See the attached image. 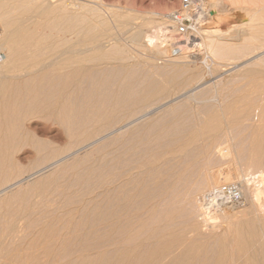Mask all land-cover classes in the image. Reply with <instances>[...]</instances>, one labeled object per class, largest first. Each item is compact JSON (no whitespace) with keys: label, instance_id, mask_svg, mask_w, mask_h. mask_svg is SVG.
Here are the masks:
<instances>
[{"label":"rangeland","instance_id":"374dc122","mask_svg":"<svg viewBox=\"0 0 264 264\" xmlns=\"http://www.w3.org/2000/svg\"><path fill=\"white\" fill-rule=\"evenodd\" d=\"M99 1L98 0H50V2H49V3H51L50 6L54 5L53 7L56 10H58L57 4L63 3L64 5L65 4L67 5L68 3L70 4V2H71V3H75L77 7L80 4L81 5L82 4L90 5V7L93 6L96 12L99 10L97 12V13H99V15L100 14L102 15V13H103V15H102L103 18L105 17L104 19H107L109 26L111 28L110 34L108 35L109 37L107 36L108 39L105 40V38H107V37H105L103 39V40H105V41H103V44L104 45L106 44V46H107L106 48L104 47L105 49H103V50L105 51L104 52L105 57L106 58L108 57L109 61L110 62L112 61V62L109 63L108 65L103 64V65H101V67L100 66L96 67L97 69L92 70V72H90L91 74L89 73V75L86 76L87 78L85 77L86 79H85V81H83V82H85V83H83V86H85V88H82V90H81V91H84L83 92L84 94L83 93H80V94H81V96L86 95V96L81 97V100H82V98L85 99V103H84V100H82V102L84 103V105L86 104V106H83V103L80 102L79 100H76L75 103L72 99L70 100V102H69L70 104H76V102L78 103V101H79L80 106L79 105H77V106L80 108L81 104H82V107H83V108H81L82 111H83V109H85V107L87 109V110H85L86 111L85 113L82 114V111H81V113L78 112L79 115L76 113L75 116H74V113L78 109L77 106L75 107L76 110L71 109V111H74L72 113L73 115L70 116V117L73 116L70 120L71 122H69L71 126L68 125L69 123H67V125L64 126V124L61 122H59V123L57 121L54 122L55 120L53 119L54 120L53 121L52 118L49 119V117L47 118L44 116L45 118H42L41 116H43V115H41V114L36 115V116L40 115L39 119H38V117L36 119L35 118L36 116L34 115L33 118L31 116V119H32L31 120V119H29V116H28L23 121L24 125L21 124L20 127H21V129H23L24 126L26 128V126H28V125H32V126L34 125V126L38 127L40 134H36V136H34V138L36 140L35 143L32 141L21 142V140H18V138L20 137V135H18L19 131H17L18 125L15 127V132L13 134L15 136V137H13V139H15V140H13L14 141L13 143H16L17 141H19L20 143H16V144L12 143V146L9 149V154H10L11 158H13L15 163L13 164V166L9 167V174H10L9 175L10 177H8L9 179H7V180L2 179L0 181V189H2L3 187H6L7 185H10V186H8L7 189L5 188L6 190H4V194H2V197L0 196V230H1L0 233L2 232V229L4 228L3 229V231H4L3 235L6 236L4 243L2 245H0L1 246L0 247V254H1L0 255V264H71L72 259H74V257H76V255H78V253L80 252L77 250H80L81 246H82V248H84L85 247L84 244L86 242L88 244L89 243L94 244L97 242V239H95V237L98 236V234H100L103 231V229H102L103 226H102L101 220H98L99 216L101 214H104L105 217L107 216L106 220L108 219L107 221H111L112 212L115 208L114 203H111V202H113L112 198L110 199L111 196H109L107 199H105L104 193L106 192L105 188L110 189L113 187L112 185H114L113 182L111 181V179L113 180L114 174L113 175H111V174L114 173V170H115V166H114V163L116 162L115 161V154H117V153L114 150H115V145H117V144L115 143V145H114V140L117 136H119L117 134L122 133L121 134V135H123L122 139L125 140V137H126V134L128 133V131L133 132V134L130 137L134 138V139H132L131 142H132V144L134 142L133 145H136V146H133V149L131 150V153H133L131 155V157L133 155H135V157H136L135 159L138 158V160H139V158L142 159L144 156V158L142 159V160H144L145 157H148L151 152H154L155 154L157 152V154L162 155V152L164 149H162L161 147L167 146L170 143L171 144L168 146L175 144L176 140L174 141L173 139H170L171 137L175 138V139H177L178 137H180V139L183 138L185 136V134L187 133V131H189V129H191V127H193V125L195 123H197V121H198V123H200L201 120H204L206 117H208L207 114H209L211 111H213V110L215 111V109L218 110V109H220V106H222L226 103L232 102L231 99H233V102H235V100L236 101L240 100L242 97L244 98L246 96V99L251 98L252 101L255 102L254 104H255L256 108L253 104V107L255 109H252L254 113L251 114L249 117L242 119L239 124L235 125V127H234V125L231 126L230 128L227 127L228 130H226L227 129L226 128L225 133L220 134V137L217 141L220 143V146L223 148L221 151L222 153L218 151L216 146L214 149L212 148L210 150L211 151V152H209V153H211L209 155L210 157L207 155H203L201 152L193 151L190 149L185 153L184 156H183V154H184L183 153L182 156H180V158L177 157L175 160V163H173L174 161L171 162V163L175 164L174 166H173V164H171L173 168L168 163L170 166L168 164H166L165 167L166 166L167 167L165 168L163 166L161 172L158 173V171H157V174H158L157 176H160V177H157L158 180H157V178H154V176L156 174L149 177L146 173H143L142 179H141L142 182H140L139 186H138L140 188L137 189V187H135L133 192L136 193L135 192L136 190H138V192L139 191L144 192V195L141 194V196H140V194L137 193L138 194L137 200H138V198H141V197L142 198H141V200L140 199L138 201L136 200V202L141 204L146 200H149L151 198L153 199L154 198L153 195H154L155 191L157 193V190H153V188L157 189L156 186L161 184L160 188H158V189H160L161 191L163 190L166 193H169L171 191L172 195L174 196V198L172 197L174 200L171 198V200L173 202L170 200V197L168 198V196H166L165 197L166 199H164V201H163V204L164 205L166 204V206L163 205V207L167 209V206L169 208H170V206H171V208H172V206H174V207L177 206L176 208L178 209V211L180 213L182 212L181 214L183 216L184 215L187 216V217L184 216L185 218H188L189 216L190 217L192 216V218H193L194 215L197 216L198 212L200 213L202 211V208H201L202 205L199 202V197L205 191L211 189L213 184H214L213 180L210 181L211 177L208 176L209 180H207V176H204L205 172H207L208 168H209V170L210 169L212 170V168H214L212 171L210 170L211 172L210 171H208V172H210L211 175H213V176L216 175L215 176L216 178L220 177V175H221V177H220L221 179L220 178L219 179H220V182L222 181L224 184V183H226V182H224V178H227V176L231 177V179H229V181H228L229 183L236 182V181L238 182L240 179H241L240 181H243V178H241V176H242L244 170H246V169L248 170V168L251 166V165L248 166L249 165L248 162L246 163V161H247L246 159H247L248 154H246L247 151H245V150H247V147L249 144V138L248 137L250 136L251 125L256 124L257 122H260V120H262V114H263L262 110H261V108H262L261 102H262L263 96L259 95L258 93L261 94L264 90V87L263 86H262L263 88L261 87V84L264 85V83H261V80L263 82L262 78H264V77H262V76H264L262 74V73H264V56L259 58L261 55H264V52L260 53L262 48L264 47V42H263L264 41V10H262V9H264V7H263L264 1L263 0H208L209 1L208 2L206 0L204 7H203V10H206V15H204V14L200 15L202 18H205L204 20H206L205 24L202 26V28L207 27L209 25L213 26V25L217 24L221 28L227 29L231 25L235 24L238 21H243V22L247 21V22H249L248 24H250V25L245 24L243 27H245V28H248V26L251 27V28L250 27L248 28L250 31L248 30L247 34H244V36H243V34H241V32H240L241 35L237 33L238 35H240L238 38H241V36H242L244 39L243 38H241V40L238 39V41L236 40V42L231 41L234 44L243 43L244 44L243 46H242V44L240 45L242 49L246 48L245 44H249V45H247V47H249L251 44V48L249 47L248 49H246V52H245V50H243V52H242V49H241V52H239V53L237 52L234 55L228 54V56H227V54H224L225 56H222L221 54H220L221 56L215 55L213 53L210 54V52H208V54H206V53L204 54L203 59H205V60L209 59L210 62L213 61V63L216 62V63H214L215 65L213 67H211L212 71L209 69L211 71V73H207V71L208 72H210V71L206 69L208 66H205V64H203V62H201V60L199 59V57L201 58V56H198L199 60L198 59L192 60V59L185 57V58H183L184 61L186 60L185 62L179 61V59L182 60V58L174 59L175 57L174 58L172 57L171 59H173V60L169 59L170 58V57H168L169 56L168 53L170 51L169 47L167 44H165V45L163 44V42L166 43L165 40L167 38L164 37L166 34L164 33L163 29L161 31V28L163 27V25L165 23L164 19H166V21H167L166 24L169 22L168 19L166 17H164L167 14L166 13V11H167L166 1H164V0H103V1L101 0L100 2ZM180 1L181 0L176 1L175 5H174L175 7L173 8L172 12H174L175 10H177L180 7ZM45 3H47V2H44L43 0H0V7H8V6L11 8L12 7H20V6L37 7V6H42ZM198 6L202 7L201 4H199ZM244 7H245V9H243ZM213 8L216 9V11H218V15L211 17V16H209L210 15L209 13H210L211 9H213ZM248 9H250V10L248 11ZM14 11H17V10H14ZM79 11H80V14L78 15V18H79L77 21L78 23L73 25V28L70 27V29H68L69 28L68 27L67 28L68 30H66V31L62 30V32H59V30L61 29L59 27L54 28V29H53V27H49L55 23H57L59 25L60 22H63V20H61L57 17V11H52V13H50L48 16L42 15L39 18V20L45 21L46 23H45L44 27H41L40 31L44 32L46 30V31L54 32L52 34V36L55 38L57 37L58 39H60L61 42L64 40V38H67L68 36H69L68 37L69 39L72 37H73L72 39H74V36L76 37V36H79V34H80V32H79V34L75 35V33H76L75 30L82 31L85 28V26L88 24V21H89V23L92 21L90 19V16H89V18L87 17V15H86L87 10L86 9L82 8V9H79ZM153 11L161 13V14H159V16H158V14L155 12H154L155 13L154 14ZM245 11H247V12H245ZM128 12L132 13V14H129ZM167 12H171V11H167ZM248 12H250V14ZM2 13H4V15H5V10H0V15H3ZM122 13H124V14H122ZM164 13H166V14H164ZM117 14H119L121 16L118 17ZM13 15L15 16V14H12V16ZM12 16L10 14V17H12ZM139 16H141V17H139ZM160 16H162V17H160ZM0 17H3V16H0ZM131 17L133 18L132 21H134L138 24H142V29L144 31V33L142 34V37L138 40L139 42H137L138 44L133 43L129 39L128 36H129L130 25L124 23V22H126V20L132 19ZM210 17H211V19H210ZM118 19H119V22H118ZM147 21H150L148 25L146 24ZM66 24L70 25V22L66 23ZM155 25H157V26L154 28ZM1 26L2 25L0 23V27ZM63 27H65V26H63ZM69 30L72 32L70 33ZM73 30H74V34H72ZM248 35H249L250 41L248 40ZM162 36L164 37V39H162L163 38ZM110 37H111V39H109ZM245 37L247 38L246 40H248V42L243 41V40H245ZM168 38H170V37H168ZM243 47H245V48H243ZM160 48L162 51H164V48H165V49H167L168 52L165 51L166 53L165 52L164 53L163 52L157 53V49L160 50ZM263 50H264V48H263ZM258 53H260V54H258ZM130 54H131V57H129ZM152 54H154L156 57ZM165 54H166V56H165ZM126 56H127V58L129 57L128 60L126 59ZM134 57H136V58H134ZM144 57H145V62H144V59L141 60V58H144ZM147 57L149 60H147ZM110 58H111V60H110ZM146 61L147 62L150 61V62L146 64ZM192 61H196V62L193 63ZM210 62H208V63H210ZM195 63H197V64L201 63V64L197 65ZM122 64H124V65H122ZM243 65H246V66L242 67L240 70L239 67H241ZM103 66L106 68H103ZM124 66H128L127 68H129V69L125 68ZM185 66L187 67V69ZM111 67H113V69H112L113 71L111 70ZM174 67H175V69H174ZM184 67H185V69H184ZM192 67L195 68L193 71H192V69H193ZM200 67H202V68H200ZM177 68H180L182 70L178 69L177 71H175ZM236 68H239V70H237ZM101 69L103 70L104 73L101 72L102 71ZM105 69H107V70H105ZM130 69H131V71H129ZM104 70L107 72V74L105 73ZM189 70H191V71H189ZM259 70H261V71L263 70V72L261 74L255 73L257 75H253V76L248 75L250 72L259 71ZM93 71H95V72L93 73ZM97 71L99 72L98 74H97ZM173 71H174V74L176 72H178V73H176L177 76L175 75L176 76L175 78L177 80V84L176 85H172V84L168 85V87H167L168 89L166 90L165 93L159 94V96H154V98L151 97V99H149L150 98L149 97L148 98L149 100H145L144 102L136 105V107H134V109H133L134 111L132 110V111L128 112L124 108L118 109L116 114H115V119L110 120L109 124H107V126L105 125L106 127H103L102 130L100 129L101 132L98 131L99 134H94V135H92L91 138L90 137L85 138L83 136L77 137L80 134L79 130H81L82 128H86V127L90 126V123H87V121L85 119L86 118L88 119L90 114L92 115V113H93L92 111H95L96 109L99 111L102 104H103L102 105L103 107L106 105L104 107L106 110L107 108L110 107L109 106L110 100H111V102H110L111 104L114 103V101H115V99H113L114 94H115L117 88L120 86V84H118V83H122V82L127 83L129 79H131L132 81L134 80L133 82H135V83L133 86L138 84L135 86V88L137 87L138 89H136V90L134 89V92L138 93V95H139V94H142V91H144V90H145L144 93H147L146 90L147 89L151 90V88L153 86H155V87L157 85L162 86L163 82L164 83L167 82L166 79L168 76H171V78L173 79L174 78V76H172V75H174V74H172ZM194 71H196V73H198L199 71L200 72L202 71L201 73L205 76H203L201 73L199 75V73H198V74H196V78H195L193 75L195 73ZM126 72H128L127 74L129 76L126 74ZM165 72H166V74H165ZM203 72H205L206 74ZM187 73L188 74L192 73L191 75H193V76L190 75L191 77L188 76V78H186L188 75ZM92 74L94 76H92ZM168 74H170V75H168ZM122 75H127V77H128V80H126L127 82H125V80H123L124 78ZM121 77H122V80H120ZM101 78L104 80L102 81ZM135 79H136V81H135ZM189 79H191V81ZM118 80H119V82L117 83L116 81H118ZM131 80H129L130 82H128V83H132ZM138 80L142 82L141 83L142 85L140 84V82H138ZM100 82H101V84H100ZM170 82L168 84H170ZM115 83L118 84V87H116L117 85ZM97 84H98V86H97ZM114 84H115V86H114ZM139 84H140V86H139ZM165 84H167V83H165ZM197 85H199V87ZM256 85H259V88H255V90L256 89L260 90V91L257 90L258 92L253 90L254 89L253 87H258ZM86 87H88L89 89ZM196 87H198V89ZM260 87L262 88V90L260 89ZM150 90H148V92ZM193 90H195L194 94H196L198 96L195 95L196 96L195 97V96H193V94H192V97L187 96ZM109 92H111V93H109ZM134 92H132V90H131L130 92L125 91V92H123V94L122 93H120V94H121L124 102L125 101L127 102V101H129L127 99V97L131 96V94H133L132 95L133 97L131 96V98L133 100H134L135 96L141 97V95L138 96ZM253 92L255 94H253ZM128 93H131V94L128 95ZM144 93H143V95H144ZM242 94H243V96H242ZM244 94H246V95H244ZM238 96H240V97H238ZM259 96H261V97L259 98ZM214 97L216 100L215 99L212 100V98H214ZM236 97L239 99H237ZM95 98H97V99H95ZM107 98H109V100H106ZM131 98H130V100L132 101ZM234 98H236V99H234ZM89 99H91V100H89ZM112 99H113V102H112ZM118 100L120 102H123V100H121V98H118ZM107 104H108V106H107ZM178 105H180V106L178 107ZM90 106L95 107V108H91L92 113L89 112V109H88V108H90ZM181 106H183V109ZM103 107H101V108H103ZM180 107L183 111L180 109ZM209 107H210V109H209ZM71 108H73V107H71ZM174 108L178 111L180 109L181 111H179V112L176 110L174 111L173 110ZM103 109H101V110H103ZM209 110H211V111H209ZM169 111H170L171 115H169V113H168ZM87 113L88 114L90 113V114L88 115ZM179 113H182L183 115L177 117V115ZM83 115H84L85 119L80 120L81 119L80 117H82ZM91 115H90V117H91ZM228 115H229V117H227V118L230 119V117L232 115L227 114V116ZM259 115H261V116H259ZM76 116L78 117L79 121H77L78 119L74 120ZM175 116H176V118H175ZM138 117H144V118H142L143 121L142 120L137 121V123L139 122L138 124L136 122H133L132 124L129 123L130 121L132 122V121H134V119H136ZM152 119H155V122H154V120L151 121ZM26 120H28V121H26ZM149 120H150V122H149ZM156 120H158V121H156ZM173 120H176L175 122H177V123H175L176 127H175V125L172 127V128H174V127L176 128V129H173V131L175 130V132L177 134H175V132L174 133L171 132L172 133L171 134L170 133V130L172 129L171 128L169 131L163 132L160 135L161 136L160 138L157 137L160 134L159 131H157V130L162 129L161 126H164V125H162V123L168 124L169 121L172 122ZM75 121H77V122H75ZM81 122H83V123H81ZM184 122L187 123L189 126L186 125ZM141 123H143L144 125L146 124L145 127L147 129L143 128V129H141V131H139L140 128H142V126L144 127V125L142 124V126H138V127L136 125H140ZM180 123L183 126L180 125ZM13 124L16 125L17 124L16 121H14ZM158 124H160V127ZM22 125H23V128H22ZM177 125H179V126L177 127ZM184 125H186V126H184ZM128 126H130V128H128ZM70 127H72V128H70ZM150 127H151V129H150ZM183 128H185V129H183ZM115 129H118V130H115ZM114 130L116 131L117 134L115 133ZM153 130L154 131L156 130L155 134H154ZM183 130H184V132H183ZM77 131H78V135L76 134ZM109 131H110V133H109ZM112 131H114V132L111 133ZM227 131L230 132L229 135H228L229 132L227 133ZM168 132H169V134H167ZM181 133H183L184 136ZM1 134L2 133H0V161L3 160L4 149H5L4 136ZM136 134H137V136H136ZM115 135H117V136H115ZM154 135H155V137H154ZM162 138H163V140H161ZM164 139H166V140H164ZM244 139L245 140L248 139V141H245ZM39 140H40V142H39ZM84 140H86V141H84ZM160 140H161V143H160ZM37 141L39 142V144ZM41 141L44 144L42 146L45 148H43L41 146ZM91 142H93V143H91ZM135 142H136V144H135ZM246 142H248V143H246ZM87 143H91V144L84 147L83 145H85ZM158 143H159V145H158ZM221 144H223V146ZM213 145H215V144H213ZM37 146H38V148H37ZM118 147H120V146H118ZM212 147H214V146H212ZM216 149H217V151H216ZM243 149H244L245 153H243L244 152ZM213 153H214V155H213ZM1 154H3V155H1ZM243 154H244V156L242 157ZM158 156H160V155H158ZM201 156H202V159H201ZM206 156L208 159H205ZM245 156H246V158H245ZM61 157H63V159ZM60 158L62 160L59 162V163H61V164H59V166H55L54 169L51 168L50 171L48 170L47 172L42 174L43 176L40 175V178L45 176L48 180L47 183L45 184L44 188H41L39 186V184L37 183L38 179H40L39 176H37V177H35V179H33L32 178L33 176L31 174L35 173L40 168H42V167H44V166H46L52 162L56 163L58 160H60ZM243 158H245V159H243ZM132 159L136 162V160L134 159V156L132 157ZM111 160H112V162L114 161L113 164H112ZM162 161H164V160L162 159ZM162 161H159L158 163L162 164L163 163ZM1 162H0V168H2ZM178 162H179V164H178ZM239 166H242V167H239ZM247 166H248V168H247ZM159 167H161V165H159ZM170 167H171V170H170ZM111 168H113V169H111ZM231 168L233 170H231ZM100 169H103V170L105 169V170L103 172V170H100ZM215 170H217V173L215 172ZM249 170H256V167L251 166L249 168ZM96 171H98V172H96ZM100 171H102V172H100ZM111 171H112V173H111ZM167 171H170V173ZM181 171H183L184 173ZM229 171L230 172L232 171V173H230ZM171 172L173 174H171ZM178 172L180 173L181 179L180 178L178 179V181H180V182L177 181V185L173 188V190L172 189L170 190L169 188H168L169 190H166V186L164 184H162V180L163 181L168 180L167 177H170L169 179H171L175 175L179 174ZM218 173H221V174H218ZM227 173H229V174H227ZM144 174L147 175L146 176L148 178V179H146L147 182L145 181L146 177L144 176ZM164 175H165V177H164ZM184 175L186 176L185 178H184ZM208 175H210V174L208 173ZM239 176H240V178H239ZM109 177H111V179ZM30 178H32V179L29 180ZM143 178H144V180H143ZM159 178H160V181H159ZM165 178H166V180H165ZM216 178H215V182H216V180L218 181V179H216ZM150 179L152 181L153 180H157V181H154L152 183V181ZM205 179L208 181V183ZM100 181H102V182H100ZM149 181L151 184L149 183ZM18 182H19V186H17L16 188H14L13 190L10 191V189H12V187L15 186L16 183H18ZM109 182H111V183H109ZM144 182H145V184L143 185L142 183H144ZM222 182H221V184H222ZM99 184L100 185L102 184L101 185L102 187ZM186 184L188 187L186 186ZM145 185H147V187ZM152 186H155L156 188L152 187ZM197 187H198V189H197ZM147 188H148V190H147ZM149 189H150V191H149ZM101 190H103V191H101ZM6 191H9V192H6ZM99 191H101V192H99ZM99 194H100V196H98ZM149 194H151V195H149ZM146 195H148L149 197ZM168 199L170 200V202H168L169 201ZM96 200L97 201L99 200L98 201L99 206L97 205L98 203L96 204V202H95ZM104 200L107 202L104 203ZM192 200H193V202H192ZM2 201H3V203H2ZM194 202H195V204H194ZM137 203H135V205H137V209L140 208L142 211H144V210L146 211V209L148 208V206H146V207H144V209H142L140 206H142L144 203L141 204L140 206ZM171 204H173V205H171ZM248 205H250L249 202H247V205L245 202L244 205H242L245 207H242V206L236 207L235 206L234 208L235 209L237 208L239 210L242 208L245 209L246 207H249ZM179 206H181V207H179ZM188 208H190V209H188ZM81 209H84V210H81ZM105 209H106V211H105ZM235 209H233L232 211H235ZM184 217H182V218H184ZM99 219H101V218H99ZM63 222L64 223L66 222L68 224H66V226H65L63 224ZM79 223H80V225L82 223L85 228L83 227V229H81L80 225H78V227L80 228V230H79V228H77V226H76V224H79ZM61 224H63V225H61ZM72 224H75V225H73V227L74 228L76 227L81 233L78 232L76 228H75L76 230L73 228L75 230V232L71 228L68 229V226L70 227V226H72ZM83 225H81V226H83ZM13 226H15V228L12 229ZM45 226L50 227L49 228L50 230H52L54 228V230H52V231H55V230L59 231V232L61 231L60 234L58 232V234L61 237L59 235L56 236L57 232H55L54 235L51 234L52 231L47 229ZM51 226H53V228ZM58 226H59V228H58ZM57 228H58V230H57ZM60 228H61V230H60ZM70 229L75 234H73L72 232L70 233L69 232V231H71ZM47 230H49V231H47ZM85 231H86V233L89 231L90 234H89V232L87 234L86 233L83 234ZM91 231H94L95 233L94 232L91 233ZM65 232L67 233V235ZM76 234H78V236ZM83 235H84V237H82ZM85 235L87 237H85ZM81 243H84V244L79 245ZM87 243L85 245H88ZM75 248H77V249H75ZM74 250L76 251L77 254L75 253ZM71 251H74V252L72 253ZM52 254L57 256V258H55V256H52ZM70 254H72V255H70ZM48 256H49V258H48ZM59 257H60V260H59ZM71 257H73V258H71ZM67 261H68V263H66Z\"/></svg>","mask_w":264,"mask_h":264},{"label":"bare ground","instance_id":"6f19581e","mask_svg":"<svg viewBox=\"0 0 264 264\" xmlns=\"http://www.w3.org/2000/svg\"><path fill=\"white\" fill-rule=\"evenodd\" d=\"M43 1L47 2V3H45L42 6H37V7H28V6H24V7L20 6V7H12V8L9 6L8 7H0V10H5V15H4V13H2L3 15H0V16H3V17H0V23L2 25L1 26L2 28L0 27V133H2L1 135L4 136V143H5L4 155L1 154V155H3V160H1L2 162L0 161L2 164V168H0V181L2 179L3 180L9 179L8 178V177H10L9 176L10 175L9 174V167L13 166V164L15 163L13 158H11V156L9 154V149L12 146V143L14 142L13 140H15V139H13V137H15L13 135L15 132V127L18 125L17 131H19L18 135H20V137L18 136L19 137L18 140H21V142L32 141L35 143L36 140H35L34 136H36V134H40L39 133L40 131H39L38 127L34 126V125L33 126L28 125V126H26V128L24 126L25 129L23 128V125H24L23 121L28 116H29V119H31V116L33 118L34 115L36 116L38 114H41V115H43V116H41L42 118H45V117L48 118L49 117V119H51V118H52V120L54 119L55 120V121L53 120L54 122H56V121L58 123L61 122L64 124V126H66L67 123L71 122L70 120L73 117V116L70 117L71 115H73L72 113L74 112V111H71V109L76 110L75 107L77 105H79V103L82 102V100H84V103H85V99L82 98V100H81V97L86 96V95L81 96L80 93L84 92L81 90H82V88H85V86H83V83H85V82H83V81H85V79L87 78L86 76L89 75V73L92 72V70L97 69L96 67H99V66L101 67V65H103V64L108 65L109 63L112 62V61L111 62L109 61L108 57L107 58L105 57V55H104L105 51L103 50L107 47L106 44L105 45L103 44V41L108 39V37H109L108 35L110 34V31H111V28L109 26L107 19H104L105 17L103 18V16H102L103 13H102V15L101 14L99 15V13H97L99 10L96 8L98 10L96 12L93 6L90 7V5H86V4L81 5L80 4L77 7L75 3H71V2H70V4L68 3L67 5L66 4L64 5L63 3L57 4L58 10H56L53 7L54 5L50 6V4H51V3H49L50 0H43ZM164 1H166L167 11H171V12H167L165 10L167 15H168L169 13H172V10L175 7L174 5H175L177 0H164ZM205 2H206V0H202V2L200 3L202 5V7H199L198 6L199 4L196 5L197 10L203 11V7H204ZM82 8L87 10L86 15L88 18L90 16V19L92 21L89 23V21L87 20L88 24L85 26V28L82 31L75 30V32H76L75 35L79 34V32H80V34H79V36H76V37L74 36V39H72L73 37L69 39L68 38L69 36L67 35L68 37L64 38V40L61 42L60 39L52 36V34L54 32H50V31H46V30L44 32L40 31L41 27H44L46 22L40 21L39 18L42 15L48 16L50 13H52V11H57V17L59 19L63 20V22L59 23L60 26L57 23H55L53 25L51 24L52 26H49V27H53V29L59 27V28H61L59 30V32H62V30L66 31V30L70 29V27L73 28V25L78 23L77 22L79 19L78 15L80 14L79 9H82ZM243 9H245V7ZM14 10H17V11H14ZM249 10L250 9H248V11ZM262 10H264V9H262ZM201 11H197L198 13H194L193 18L198 19L201 17L200 15H202V14L206 15V12L203 13ZM154 12L155 11H153V13ZM245 12H247V11H245ZM155 13H157L158 16H159V14H161L158 12H155ZM166 13H164V14H166ZM248 13L250 14V12H248ZM10 14H11V16H12V14H15V16L13 15L12 17H10ZM122 14H124V13H122ZM129 14H132V13H129ZM209 14H210L209 16L214 17V16L218 15V11H216V9L213 8V9H211ZM117 15H118V17L121 16L119 14H117ZM139 17H141V16H139ZM160 17H162V16H160ZM211 17H210V19H211ZM132 20H133V18L126 20V22H124V23L130 25L129 36H128L129 39L133 43L138 44L137 42H139L138 40L142 37V34L144 33V31L142 29V24H138ZM164 20H165V23H164V25L162 24L163 27L161 28V31L163 29L164 33L166 34L165 35V37L167 38L165 40L166 43L163 42V44L165 45L169 42V40L172 37L173 28H172V24L169 20H168L169 22L167 24H166V22H167L166 19H164ZM69 22H70V25H67L66 23H69ZM118 22H119V19H118ZM149 22L150 21H147L146 24L148 25ZM248 23L249 22H247V21L235 23L227 29H223L220 26H218L217 24L213 25V26L209 25L207 27L201 28V33L203 35H202V39H201L200 49H202V51L198 52L197 54H199V55H197V56H201V58L199 57V59L201 60V62H203V64H205V66H208L206 68L207 70L210 69L212 71L211 67H213L215 65L214 63H216V62L213 63V61L210 62L209 59H206V60L203 59V56L205 53L208 54V52H210V54L211 53H213L215 55L221 54L222 56H225L224 54H227V56H228V54L234 55L237 52L238 53L241 52L242 48L240 45L242 44V46H243L244 44L243 43H241V44L236 43L237 44L236 45L231 41L236 42V40L238 41V39L241 40V38H243V37L242 36H241V38H238V37L241 34H243V36H244V34H247V32L249 30L248 28L250 26H248V28H245L243 26L245 24L250 25ZM204 24H202V26ZM63 26H65V27H63ZM156 26L157 25H155L154 28ZM69 32L71 33L72 31L69 30ZM240 32H241V34H240ZM237 33L240 35H238ZM72 34H74V30H73ZM105 37H107V38H105ZM168 37H170V38H168ZM104 38H105V40H103ZM109 39H111V37ZM246 39L247 38L245 37V40H243V41H245V42L246 41L248 42V40L250 41L249 35H248V40H246ZM245 45H246L245 46L246 48L243 47L245 49H242V52H243V50H245V52H246V49H248L249 47L251 48V44L249 47H247V45H249V44H245ZM165 48H164V51H162L161 48H160V50H158L159 49L158 48L157 53H162V52L164 53L165 51L168 52L167 49H165ZM263 48H262L260 53L264 52ZM260 53H258V54H260ZM152 55H154V54H152ZM165 56H166V54H165ZM262 56H264V55H261L259 58H261ZM129 57H131V54L129 55ZM128 58L126 56L127 60H128ZM134 58H136V57H134ZM171 58L172 57H170L169 59H171ZM176 58H181V57H176ZM176 58H174V59H176ZM183 58H182V60L179 59V61L185 62L186 60L184 61ZM188 58L193 60L195 57L193 56V58L192 57H188ZM142 59H144V62H145V57L141 58V60ZM197 59H194V60H197ZM110 60H111V58H110ZM147 60H149L148 57H147ZM171 60H173V59H171ZM149 62L146 61V64ZM192 62L194 63L196 61H192ZM208 62H210V63H208ZM195 64H197V63H195ZM199 64H201V63H199ZM199 64H197V65H199ZM122 65H124V64H122ZM246 65L239 67L240 70L242 67H244ZM124 67L127 68L128 66H124ZM185 67H184V69H185ZM103 68H106V67L103 66ZM200 68H202V67H200ZM239 68H236V69L239 70ZM112 69H113V67H111V70ZM127 69H129V68H127ZM174 69H175V67H174ZM178 69H180V68H177L175 71H177ZM186 69H187V67H186ZM194 69L195 68H193L192 71ZM105 70H107V69H105ZM180 70H182V69H180ZM98 71H97V74L100 72V71L99 72ZM129 71H131V69ZM189 71H191V70H189ZM211 71L210 72L207 71V73H211ZM94 72L95 71H93V73ZM101 72H103V70ZM194 72L195 73L193 75L196 78V74L199 73V75H200V73L202 71L201 72L197 71L198 73H196V71H194ZM262 72H263V70L262 71L261 70L254 71V72H250L248 75L253 76V75H257L255 73L261 74ZM105 73L107 74L106 71H105ZM127 73L128 72H126V74ZM176 73H178V72H176ZM176 73L174 74V71H173L172 74H174V75L171 74L172 76H174L173 79L171 78V76L167 77V79H166L167 82H165L167 84H165L162 81L163 82L162 86H160V85L159 86L157 85L156 87L153 86L154 88L152 87L151 90L150 89L146 90L147 93H144L145 92V90H144V91H142V94H139V95H141V97L135 96L136 98L134 97V100L131 98V96L133 94L128 93V95L131 94V96L127 97V99L129 100L127 102L126 101L124 102L120 93L123 94V92H125V91L130 92L131 90H132V92H134V89L135 90L138 89L137 87L135 88V86L138 84L133 86L135 83V82H133L134 80L132 81L131 79H129L132 81L133 84L128 83V82H130L128 80V77H127L128 74L122 75L124 78L123 80H125V82H127L126 80H128V82L127 83H123V82L118 83L119 80L116 81L118 84H120V86L118 87V84L115 83L117 85L116 87H118V88H117V90L114 94V97H113V99H115L114 103L111 104L110 103L111 100H110V102H109L110 107L107 108L106 110L104 108L106 105L103 107L102 106L103 104H102L101 107H103L104 109L100 107L99 111L97 109L95 111H92L91 108H95V107L90 106V108H88L89 112H91V111L93 112V113L91 112L92 115L89 113L91 115V117L88 113H87L89 115L88 119L87 118L85 119L84 115L82 116L83 118L80 117L81 118L80 120L85 119L87 121V123H90V126L87 125L88 127L82 128L81 130H79L80 134L77 137L83 136L85 138H89V137L91 138L92 135L99 134L98 131L101 132L102 128L106 127L107 124H109L110 120L115 119V114H116L118 109L124 108V109H126V111L130 112L134 109V107H136V105L144 102L145 100H149V99H151V97L154 98V96H159V94L165 93L166 90L168 89L167 88L168 85H171V84L176 85L177 84V80L175 78L177 76ZM203 73H205V72H203ZM165 74H166V72H165ZM191 74H188L186 78H188V76H190ZM262 74L264 75V73H262ZM168 75H170V74H168ZM193 75H191V76H193ZM92 76H94V75L92 74ZM203 76H205V75H203ZM262 77H264V76H262ZM262 79H263V82L261 80V83H264V78H262ZM103 80L104 79H102V81ZM120 80H122V77L120 78ZM189 80L191 81V79H189ZM135 81H136V79H135ZM138 82H140V84L142 83L139 80H138ZM169 82H170V84H168ZM100 84H101V82H100ZM115 84H114V86H115ZM140 84H139V86H140ZM97 86H98V84H97ZM197 86L199 87V85H197ZM256 86H258V87H253L254 88L253 90H255V88H259V85H256ZM262 86L264 87V85L261 84V87ZM198 87H196V88L198 89ZM261 87H260V89L262 90L263 87L262 88ZM86 88H88V87H86ZM148 90H150V91L148 92ZM195 90L190 92V94H188L187 96L192 97V94H193V96H195L196 95V94H194ZM257 90H259V89H256L255 91H257ZM109 93H111V92H109ZM134 93L138 95V93H136V92H134ZM143 93H144V95H143ZM253 94H255V93L253 92ZM258 94L263 96L262 102H261L262 106L260 105L263 108L262 109L260 107L262 110V113H263L262 114V120H260V122L256 121L257 122L256 124L251 125L250 136L248 137L249 138V144H248L247 150H245V151H247L246 154H248L247 159H246L247 160L246 163L248 162L249 165L248 164L247 165L248 166L251 165V166L256 167V170H249V168L251 166L249 168L247 166L248 170L246 168H245L246 170L243 169L244 172L241 176V178H243V181H240L241 180L240 179L239 180L240 182L236 181V182L229 183L228 181H229V179H231V177L227 176V178H224V182H226V183L223 184V182L221 181L222 182V184H221V182H220L221 175H220V177L216 178L215 177L216 175L213 176L210 173L214 168H212V170L210 169L211 171L208 168V170H207V172H205L204 176H207V180H209L208 178L211 177L210 181H212V180L214 181L213 182L214 184L211 188L212 190L218 188L219 186L221 187L223 185L232 186L233 184H238L239 189H237V190L239 192V196H241V197H239V200H237V201H234V200H232V202L228 201L229 203L225 204V206H221L220 204H218L213 210H208L206 207L201 206L202 211L200 213L198 212L197 216L194 215L193 218H192V216L191 217L189 216L190 218L189 217L185 218L184 216H186V215L183 216L181 214L182 212L180 213L178 211V209L176 208L177 206L176 207L172 206V208H171V206H170V208L167 206V209L163 207V205H164L163 201H164V199H166L165 197L168 196V198L170 197V200H171V198L172 197L174 198V196L172 195L171 191L169 193H166L165 191H163V190L161 191L160 189H158V188H160V185H161L160 183H159L160 185H158L159 187L156 186L157 189L153 188V190H157V193L155 191V193L157 195L153 192L154 193L153 199L151 198L149 200H146L144 198L146 201L143 202L144 204L141 203V204H143L142 206H140L141 204L137 203L136 200H137L138 194H140V196H141V194L144 195V192L143 191L138 192V190H136L135 191L136 193H134L133 191H134L135 187H137V189L140 188L138 186H139V183L142 182L141 179H142L143 173H146L149 177L153 176L154 174H156L155 175L156 177L154 176V178L160 177V176H157L158 175L157 171H158V173L161 172L163 166L165 167V165L168 163L170 165L175 163V160L177 157L180 158V156H182L183 153H184L183 154V156H184L185 153L190 149L193 151L201 152L203 155L209 156L211 154V153H209V152H211L210 150L212 148L214 149L216 146L218 151L221 152L223 148L220 146V143L217 141L220 137V134L225 133V131L228 130V128H230L233 125L235 127V125L239 124L242 119L249 117L251 114H253L254 112L252 109L256 108V106L254 104L255 102H253L251 98L246 99V96H245L244 98L242 97L240 100H237V101L235 100V102H233V99H231L232 102H229L226 104L223 103L224 105L220 106V109H218V110H216V109H215V111L209 110L211 112L209 114H207L208 117H206L204 120L200 119L201 120V122L199 121L200 123H198V121H197V123H195L193 125V127H191V129H189V131H187V133L185 132L186 133L185 136L183 133H181L184 136L183 138L180 139V137H178L177 139H175V138L171 137L170 139H173L174 141L176 140V142H175V144H173L171 146H168L171 144L170 143L167 146L161 147L162 149H164L162 152V155L157 154V152H156L157 155L154 152H151L150 155L148 157H145L144 160H142L144 158V156L142 159L139 158V160H138V158L135 159L136 157H135V155H133L136 162L132 159L133 156L131 157V155L133 154V153H131V150L133 149V146H136V145H133L134 142H133V144L131 142L132 139H134V138L130 137L133 134V132L128 131V133L126 134L125 140H123L122 139L123 135H121L122 133L117 134L115 131V130H118L119 128L115 129L114 130L115 133L119 136L115 135L117 137L114 140V145L116 143L120 147L115 145L114 151H116L117 154H115V161L116 162L114 163V166H115L114 173H112V171H111V173H112L111 175L114 174L113 180L111 179V177H109L114 185H112L113 187L110 189L105 188L106 192L104 191L105 192L104 198L107 199L109 196H111L110 199L112 198V201H113L111 203H114V205H115L114 206L115 208L112 212L111 221H107L108 220V219L106 220L107 216L105 217L104 214H101L99 216V218H101V219L98 218V220H101V223L103 226L102 227L103 231L100 234H98V236H96L97 238L95 237V239H97V242L94 244H91V243L88 244L86 242L88 245H85L86 244L85 242H84L85 244L84 243L79 244V245L84 244L85 247L82 248V246H81L80 247L81 249L79 248L80 250H77L80 252L78 253V255H76V257H74V259H72L71 264H264V118H263L264 117V90L261 94L260 93H258ZM244 95H246V94H244ZM196 96H198V95H196ZM242 96H243V94H242ZM238 97H240V96H238ZM260 97L261 96H259V98ZM118 98H121V100H123V102H120L118 100ZM130 98L132 99V101L130 100ZM236 98H234V99H236ZM71 99L74 101V103L76 100H79L80 102L78 101V103L76 102V104H70L69 102ZM95 99H97V98H95ZM113 99H112V102H113ZM213 99H215V97L212 98V100ZM237 99H239V98H237ZM89 100H91V99H89ZM106 100H109V98H107ZM84 103H83V106H86V104L84 105ZM253 104H254L255 108L253 107ZM70 106L73 108H71ZM107 106H108V104H107ZM179 106L180 105H178V107ZM181 107L183 109V106H181ZM181 107H180V109H181ZM77 108L78 109L74 113V116L76 113L78 115H79V113H81V111H82L81 108H83L82 104H81L80 108L78 106H77ZM101 109H103V110H101ZM180 109H179V111L182 110V109L181 110ZM209 109H210V107H209ZM85 110H87L86 107H85V109H83L82 114L86 112ZM173 110L175 111L176 109L174 108ZM176 111H178V110H176ZM168 113H169V115H171L170 111ZM227 114L232 115L230 117V119L227 118V117H229V115L227 116ZM181 115H183V114L179 113L177 115V117H179ZM259 116H261V115H259ZM37 117L39 119L40 115L36 116L35 118L37 119ZM76 117H75V119L74 118L73 119L74 120L78 119V117L77 118ZM142 118H144V117H138V118L134 119V121H132V122L130 121L129 123H131V124L133 122L137 123V121H141ZM175 118H176V116H175ZM153 120L155 122V119H152L151 121H153ZM14 121H16V123H17L16 125L13 124ZM26 121H28V120H26ZM77 121H79V119ZM77 121H75V122H77ZM156 121H158V120H156ZM175 121L176 120H173L172 122L169 121L170 123L167 121L168 124L162 123V125H164V126H161L162 129L157 130L160 133L159 136H157V137L160 138L161 137L160 135L163 132L169 131L174 125L176 127L175 123H177V122H175ZM83 122H81V123H83ZM149 122H150V120H149ZM21 124H23L22 128L24 130L21 129V127H20ZM142 124L143 123H141L140 125H136V126L137 127L142 126ZM185 124L188 125L187 123H185ZM68 125H70V123ZM145 125H144V127L142 126V128L139 127L140 130L139 129L138 130L141 131V129L146 128ZM158 125L160 127V124H158ZM180 125H182V124L180 123ZM186 125H184V126H186ZM130 126H128V128H130ZM178 126L179 125H177V127ZM151 127H150V129H151ZM175 127L170 130V133L175 132V130L173 131V129H176ZM70 128H72V127H70ZM183 129H185V128H183ZM114 131H112L111 133H113ZM155 132H156V130L154 131V134H155ZM183 132H184V130H183ZM228 132L229 131H227V133ZM109 133H110V131H109ZM76 134L78 135V131ZM167 134H169V132ZM175 134H177V133L175 132ZM229 134H230V132L228 133V135ZM136 136H137V134H136ZM154 137H155V135H154ZM166 139H164V140H166ZM161 140H163V138ZM161 140H160V143H161ZM84 141H86V140H84ZM245 141H248V139ZM39 142H40V140H39ZM39 142H38V144H39ZM93 142H91V143H93ZM136 142H135V144H136ZM215 142L216 143L218 142V143L216 144ZM16 143H20V142L17 141ZM16 143H13V144H16ZM91 143H87L83 146L86 147L87 145H89ZM246 143H248V142H246ZM213 144H215V145H213ZM42 145H44V144L41 141V146ZM158 145H159V143H158ZM221 145L223 146V144H221ZM212 146H214V147H212ZM37 148H38V146H37ZM43 148H45V147H43ZM217 149H216V151H217ZM243 151H244V149H243ZM245 151L243 153H245ZM158 155H160V156H158ZM213 155H214V153H213ZM207 156L205 157V159H208ZM243 156H244V154L242 155V157ZM61 158L63 159V157H61ZM61 158L58 161L56 160L57 161L56 163L52 162V163L40 168L35 173L31 174L33 176L32 178L35 179V177H37V176H39V178H40V175L44 174L48 170L50 171L51 168L54 169L55 166H59V164H61V163H59L62 160ZM245 158H246V156H245ZM245 158H243V159H245ZM162 159L164 161H162ZM201 159H202V156H201ZM159 161H162L163 165L158 163ZM172 161H174V162L171 163ZM111 162H112V160H111ZM113 162H112V164H113ZM178 164H179V162H178ZM159 165H161V167H159ZM174 165L175 164H173V166ZM171 167H172V165H171ZM171 167H170V170H171ZM239 167H242V166H239ZM111 169H113V168H111ZM100 170H103V169H100ZM104 170H103V172H104ZM231 170H233V169L231 168ZM208 171H210V172H208ZM96 172H98V171H96ZM100 172H102V171H100ZM167 172L170 173V171H167ZM181 172H183V171H181ZM215 172L217 173V170H215ZM208 173L210 175H208ZM230 173H232V171ZM146 174H144L145 177L147 176ZM171 174H173V173L171 172ZM218 174H221V173H218ZM227 174H229V173H227ZM165 175H164V177H165ZM44 177L38 179V181L36 180L41 188H44L45 184L48 181L47 178L46 177L44 178ZM185 177L186 176L184 175V178ZM32 178H30L29 180H31ZM169 178L170 177H167L168 180H166V178H165L166 181L162 180V184H164L166 186V190H169V189L173 190V188L177 185L178 179L180 178V173L175 175L171 179H169ZM215 178L218 179V181L216 180V182H215ZM239 178H240V176H239ZM146 179H148V178L146 177L145 181H146ZM143 180H144V178H143ZM157 180H158V178H157ZM157 180H153V181L151 180V181L153 183L154 181H157ZM159 181H160V178H159ZM100 182H102V181H100ZM178 182H180V181H178ZM109 183H111V182H109ZM149 183H150V181H149ZM207 183H208V181H207ZM142 184L144 185L145 182ZM8 186H10V185H7L6 187H3L2 189H0V196L1 197H2V194H4V190H6L8 188ZM17 186H19V182L16 183V185L13 186L12 189H10V191L13 190L14 188H16ZM145 186L147 187V185H145ZM186 186H187V184H186ZM152 187H155V186H152ZM197 189H198V187H197ZM147 190H148V188H147ZM101 191H103V190H101ZM101 191H99V192H101ZM149 191H150V189H149ZM6 192H9V191H6ZM151 194H149V195H151ZM98 196H100V194ZM146 196H148V195H146ZM141 198H138V200L139 199L141 200ZM170 200L168 202H170ZM98 201L96 200L95 202H96V204L98 203L97 205L99 206ZM106 202L107 201L104 200V203H106ZM192 202H193V200H192ZM245 202H246V205H247V202H249V204H250V205H248L249 207H246L245 209L242 208L240 210L236 208L238 211L234 208L235 206L237 207V206L244 205ZM2 203H3V201H2ZM135 203L139 204V206L142 209H144V207H146V206H148V208L146 209V211L145 210L142 211L140 208L137 209V205H135ZM194 204H195V202H194ZM171 205H173V204H171ZM164 206H166V204ZM179 207H181V206H179ZM242 207H245V206H242ZM188 209H190V208H188ZM233 209H235V211H232ZM81 210H84V209H81ZM105 211H106V209H105ZM182 217H184V218H182ZM63 224L66 226V224H68V223L63 222ZM63 224H61V225H63ZM73 225H75V224H72V226H70V227L68 226V229L69 228L73 229L74 228ZM78 225H80V223L76 224L77 228H79ZM81 225H83V224L81 223ZM81 225H80V227H81V229H83L84 225L83 226H81ZM51 227L53 228V226H51ZM13 228H15V226H13L12 229ZM46 228L49 229L50 227H46ZM58 228H59V226H58ZM58 228H57V230H58ZM3 229H2V232L0 233V245H2L4 243L5 238H6V236L3 235V232H4ZM49 230H47V231H49ZM52 230H54V228ZM52 230H50V231H52ZM60 230H61V228H60ZM75 230H74V232H75ZM79 230H80V228H79ZM79 230L77 229L78 232H80ZM86 231L83 234H85ZM55 232H57L56 236H58L61 233V231L59 232L56 230L52 231V233L51 232L50 233L54 235ZM58 232H59V234H58ZM69 232L70 233L72 232L73 234H75L72 230ZM92 232H94V231H91V233ZM78 234H76V235L78 236ZM89 234H90V232H89ZM66 235H67V233H66ZM82 237H84V235ZM85 237H87V236L85 235ZM77 248H75V249H77ZM74 251H71V252L73 253ZM75 253H76V251H75ZM70 255H72V254H70ZM52 256H55V255L52 254ZM48 258H49V256H48ZM55 258H57V256H55ZM71 258H73V257H71ZM59 260H60V257H59ZM66 263H68V261Z\"/></svg>","mask_w":264,"mask_h":264},{"label":"built area","instance_id":"2783aa9c","mask_svg":"<svg viewBox=\"0 0 264 264\" xmlns=\"http://www.w3.org/2000/svg\"><path fill=\"white\" fill-rule=\"evenodd\" d=\"M202 0H181L180 7L172 13L166 14V18L171 22L173 34L171 40L167 43L169 47L168 57H195L197 59L200 49L202 33V24L205 23L204 18H193L194 13H198L197 6ZM203 13L206 10L201 11ZM200 13V12H199ZM204 20V21H203ZM163 37V36H162ZM165 37V36H164ZM164 37L162 39H164ZM238 184L223 185L212 190L205 191L199 197V202L208 210H213L218 204L225 206V204L232 202V200H239ZM229 201V202H228Z\"/></svg>","mask_w":264,"mask_h":264},{"label":"crops","instance_id":"0c3cea01","mask_svg":"<svg viewBox=\"0 0 264 264\" xmlns=\"http://www.w3.org/2000/svg\"><path fill=\"white\" fill-rule=\"evenodd\" d=\"M241 17V16H240ZM240 22H243V21H238V22H236V23H240Z\"/></svg>","mask_w":264,"mask_h":264}]
</instances>
